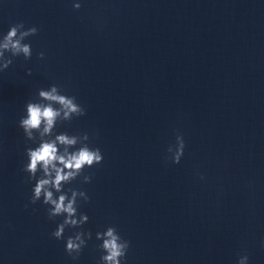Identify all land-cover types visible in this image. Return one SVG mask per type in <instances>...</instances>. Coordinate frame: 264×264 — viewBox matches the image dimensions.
<instances>
[{
    "label": "water",
    "instance_id": "1",
    "mask_svg": "<svg viewBox=\"0 0 264 264\" xmlns=\"http://www.w3.org/2000/svg\"><path fill=\"white\" fill-rule=\"evenodd\" d=\"M0 54V69L13 62L0 72V264H101L108 227L130 241L126 264H264V0H0ZM53 86L86 115L66 119L40 95ZM29 103L60 112L51 133L42 122L27 138ZM61 134L76 139L57 142L61 154L87 145L104 159L64 186L78 224L57 240L67 214L31 203L24 168L28 149ZM77 232L87 245L74 260Z\"/></svg>",
    "mask_w": 264,
    "mask_h": 264
},
{
    "label": "clouds",
    "instance_id": "2",
    "mask_svg": "<svg viewBox=\"0 0 264 264\" xmlns=\"http://www.w3.org/2000/svg\"><path fill=\"white\" fill-rule=\"evenodd\" d=\"M81 5L79 3L74 4L75 9H80ZM20 24L19 27H23ZM17 27L13 26L8 34L7 43L3 45L4 48L8 47V43L11 42L12 37L16 36ZM37 28L33 27L28 30V32L23 33V35L37 34ZM17 50L20 49L19 42L12 45ZM22 51L26 56H30L29 46H24ZM2 55V54H0ZM40 58L44 59V53H40ZM12 61L9 60L4 63L3 68L0 72L6 71ZM31 74V73H29ZM57 89L55 86L52 87L51 93L41 92L40 95L45 99L51 101H58L64 109V117L67 119L71 113H76L78 116L86 115L85 110L76 102L75 97H65L56 95ZM60 116V112L54 110L51 106L42 107L37 104L29 103L27 105V115L20 120V127L23 129L25 135L28 139L33 138L34 129H39L42 122L45 124L44 133H51L56 121V118ZM85 139L89 136L84 134ZM75 146L76 139L69 138L65 134L57 135L54 141L43 142L39 147L35 149H28L27 156L29 158V163L24 168V171L30 175L32 180H36L35 186L33 188V197L31 200L32 204H36L38 201L43 199L45 205H50L48 215L50 220L67 214L63 223L59 224L57 230L52 233L53 237L57 240L64 238L65 229L67 226L75 227L78 224L76 219H73L76 215L77 209L74 207L76 204L75 197L77 191L71 188L67 192H71L72 200L65 204L67 199L66 194H60L58 199L54 198V192L56 193H67L65 192L64 186L75 181L78 177L82 175L85 168H92L96 165L103 163V155L99 148H90L85 145L80 147L75 152L69 154L68 148H64L63 154L60 153V149L57 146ZM185 141L182 134H177L176 144L168 148V160L172 163L179 165L184 156L185 152ZM67 169V171H65ZM43 172V176H39L37 179L38 172ZM54 173V177H53ZM91 176H84V183H91ZM80 195L85 196V202H89V197L86 192L79 191ZM89 217L87 215H82V221H88ZM97 240L103 241L100 248L105 253L101 256V264H126V258L128 250L131 246L130 241L122 238L118 233L116 227H108L103 233H97ZM87 239H91V233H87ZM87 242L85 239L84 232H77L74 236H70L66 241V252L72 258L78 259L79 254L82 252L83 248L86 247ZM238 264H249V257L247 254L240 256Z\"/></svg>",
    "mask_w": 264,
    "mask_h": 264
}]
</instances>
